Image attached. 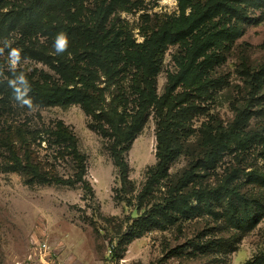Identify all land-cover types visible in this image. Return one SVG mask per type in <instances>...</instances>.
<instances>
[{
	"label": "rangeland",
	"instance_id": "rangeland-1",
	"mask_svg": "<svg viewBox=\"0 0 264 264\" xmlns=\"http://www.w3.org/2000/svg\"><path fill=\"white\" fill-rule=\"evenodd\" d=\"M27 1L0 0V20L6 27L0 36V264H264V185H257L248 175L264 172V13L250 11L255 24L243 25L234 42L212 47L204 54L208 60L203 66V81H210L206 94L198 95L181 86L171 92V97L178 99L188 94L198 108L183 137L185 153L172 162L166 179L148 187L149 174L158 161V121L151 113L125 153L136 191L134 196H126L111 156L110 140L82 105L46 107L31 98L28 88L34 84L63 81L55 62L41 57L55 50L48 33L23 32L12 14ZM113 1L117 11L109 16L108 27L114 34L122 33L131 44L142 45L167 21L180 18L183 10L188 16L191 6H203L209 0H82L84 22L99 6L104 8ZM41 10L42 26L50 25L57 14H65L57 10L53 0H47ZM71 12L77 13L76 8ZM224 24L233 22L223 20L217 29ZM184 56L179 44L166 48L154 79L158 97L173 85ZM205 57L198 60L199 67ZM140 77V71L130 66L109 79L101 75L95 86L102 91L106 105L115 106L123 100L119 103L122 106L126 100L118 110H131L138 99ZM239 111H246L248 120L243 147L234 146L220 156L216 169L203 170L200 163L205 132L216 135L227 131ZM58 122L77 139L86 160L84 180L93 195L81 185L57 186L48 178L27 185L13 169L10 150L22 155L28 150L45 173L54 170L64 179L77 174L71 158H60L58 149L51 145L48 132ZM192 170L201 178H195L190 189L199 190L201 185L211 189L231 177V184L241 194L234 199V206L240 203L242 208L257 212L249 217L256 221L253 227L232 225L226 217L229 205L225 200L217 202L215 215L199 210L198 216L202 212L205 215L166 230L150 228L140 238L125 240L118 251L121 258H113L110 241L116 233L124 235L127 226L144 212L164 204L178 180ZM143 193L140 203L137 199ZM191 206L200 208L195 200ZM208 246L213 251L207 252Z\"/></svg>",
	"mask_w": 264,
	"mask_h": 264
},
{
	"label": "trees",
	"instance_id": "trees-1",
	"mask_svg": "<svg viewBox=\"0 0 264 264\" xmlns=\"http://www.w3.org/2000/svg\"><path fill=\"white\" fill-rule=\"evenodd\" d=\"M46 1L29 0L12 10L23 32L48 33L55 50L50 54L42 53L41 57L55 62L57 72L63 81L61 84H34L28 88L30 96L36 103L46 107L82 105L85 112L94 118L97 129L105 133L110 140L111 156L118 171L122 192L126 196H134L136 191L129 178L130 168L125 153L142 132L151 113H154L158 121V161L149 174L148 187L166 179L172 162L185 153L183 137L187 135L186 128L192 122L194 111L198 108L188 99V94L178 99L172 98L171 92L181 86L198 95L206 94V87L210 81H203L206 75L203 66L208 60V56L205 57L204 54L212 47L234 42L242 34L243 25L255 24L256 20L251 17L250 11L264 13V0H209L203 6L199 3L191 6L192 12L188 16L184 14L186 9L183 10L180 18L167 21L159 30L154 31L144 44L134 45L121 35L122 33L114 34L108 27L109 16L117 11L115 1L104 8L103 4L99 6L96 12L90 14L91 19L84 22L82 0H66V4L62 2L64 0H58L59 2L53 0L57 10L61 9L65 14H57L52 22L54 24L42 26L41 8ZM71 8H76L77 13H72ZM223 20L227 23L232 21L233 24H224L218 30L217 24L220 27ZM91 21L94 22L91 24ZM5 30L4 22L0 20V36ZM177 44L185 52L179 64L181 71L172 79L173 85L167 88L168 92L158 97L154 79L159 72L160 61L166 48ZM201 57H205V61L199 67L198 60ZM121 64L124 66L120 67ZM130 66L140 71L142 88L139 85L136 90L138 99L132 104L133 108L119 111L126 100L124 99L122 106L119 103L123 100L115 106L106 105L102 91L95 86V82L101 75L109 79L126 71ZM244 115L246 111H239L235 122L227 131H220L216 135L205 132L201 144L203 160L200 165L203 170L216 169L220 156L234 146L243 147L247 138L243 136L244 127L248 121ZM48 134L51 145L58 149L60 158H71L77 174L64 179L54 170L45 173L41 164L32 159L28 150L23 155L17 150H10L15 172L24 177L27 185L42 183L43 180L48 181L46 179L48 178L50 183L57 186L81 185L85 192L93 195L92 189L84 180L86 160L78 149L74 134L62 122H58ZM259 137H262V134ZM248 175L257 182V185H264V172L253 171ZM195 178L201 176H197L193 170L187 171L169 191V198L164 200V204L153 206L144 212L140 218L127 226L124 235L116 233L110 241L113 258L118 260L121 258L118 251L125 240L140 238L150 228L166 230L178 222L192 221L205 215L204 211L215 215L217 202L225 200L229 205L226 217L232 225L240 229L245 225L253 227L256 221H251L249 217L255 216L257 212L253 213L247 207L242 208L240 203H235L234 206V199L239 198L241 194L238 188L231 184V177L211 189L201 185L199 190L189 188ZM143 199L144 193L137 200L142 203ZM193 200L199 203L200 208L191 206ZM254 203L255 201L252 202ZM256 209L260 212V205ZM199 210L203 211L200 216ZM206 249L207 252L213 251L211 250L213 247L210 246ZM193 250L197 248L193 246Z\"/></svg>",
	"mask_w": 264,
	"mask_h": 264
}]
</instances>
